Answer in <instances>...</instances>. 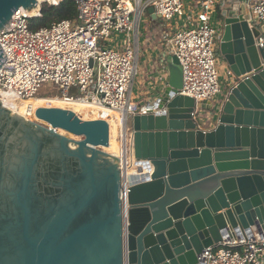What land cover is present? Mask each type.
I'll return each instance as SVG.
<instances>
[{
	"label": "water",
	"instance_id": "water-1",
	"mask_svg": "<svg viewBox=\"0 0 264 264\" xmlns=\"http://www.w3.org/2000/svg\"><path fill=\"white\" fill-rule=\"evenodd\" d=\"M40 2L0 0V32ZM219 16L233 79L223 101L180 94L169 58L164 92L130 117L138 167L125 199L121 159L103 150L106 120L41 107L44 126L0 99V264H201L227 234H264V26L250 24L247 0H227ZM7 60L0 46V68Z\"/></svg>",
	"mask_w": 264,
	"mask_h": 264
},
{
	"label": "built area",
	"instance_id": "built-area-1",
	"mask_svg": "<svg viewBox=\"0 0 264 264\" xmlns=\"http://www.w3.org/2000/svg\"><path fill=\"white\" fill-rule=\"evenodd\" d=\"M62 1L42 0L32 12L21 8L9 24L10 31L0 32V46L8 57L0 68V99L3 103L7 96L28 101L49 84L62 94L50 98L67 104H88L102 115L120 113L127 137L119 157L125 199L129 192L127 176L133 173L129 170L138 167L130 117L151 110L147 104L132 107L131 102L142 17L154 8L167 28L168 51L177 57L183 72L180 94L193 98L196 104L211 101L216 105L223 90L216 69L217 39L223 31L222 21H218L221 27L213 23L217 0H74L78 11L75 19L50 27H32L31 20L41 17L42 4L58 6ZM247 4L250 24L262 28L264 0H247ZM186 6L190 18L185 16ZM256 45L264 49V31ZM73 90L79 95L72 94ZM31 111L32 107L22 115L30 119ZM100 119L110 125L109 120ZM199 261L264 264V234H227L219 245L205 249Z\"/></svg>",
	"mask_w": 264,
	"mask_h": 264
},
{
	"label": "crops",
	"instance_id": "crops-1",
	"mask_svg": "<svg viewBox=\"0 0 264 264\" xmlns=\"http://www.w3.org/2000/svg\"><path fill=\"white\" fill-rule=\"evenodd\" d=\"M226 0H217L216 15L218 8L225 5ZM167 28L158 15L155 17L148 12L142 17L137 39L138 73L135 77L131 91V102L134 105L143 106L149 102L156 101L164 92L170 77L168 60L170 52L167 45ZM230 69L226 87L217 100V107L220 106L228 87L232 83ZM204 111L200 115V124L209 129L215 125L214 121H208L210 114ZM208 115V116H207Z\"/></svg>",
	"mask_w": 264,
	"mask_h": 264
},
{
	"label": "bare ground",
	"instance_id": "bare-ground-1",
	"mask_svg": "<svg viewBox=\"0 0 264 264\" xmlns=\"http://www.w3.org/2000/svg\"><path fill=\"white\" fill-rule=\"evenodd\" d=\"M56 1H59V0H56ZM56 100L41 99V98L36 97L28 101H22L14 97L7 96L4 98V103L8 109H10L12 112L16 114H25L29 112V108L32 107L31 118L34 117L33 119H36L35 113L38 110V108L45 107L49 103L56 104L57 107L59 105V107L65 108V109L70 108L75 113H77V115L80 117L93 116L96 119L105 118L110 121V130H111V145L108 148V150L112 151L114 153L113 155L115 156L116 155H118L119 157L122 156L124 143L127 137H126L124 117L120 113L109 111L105 115H102V113L97 108L88 106V104H84V103L67 104L61 101L60 99H58L57 101ZM53 104L52 106H54ZM108 117H111V118L108 119ZM121 131L123 132L124 135L121 133ZM57 132L60 134L68 135L69 137H72L71 134L65 132L64 130H57ZM119 137H120V140H119ZM129 171L134 173L136 170L130 169Z\"/></svg>",
	"mask_w": 264,
	"mask_h": 264
},
{
	"label": "rangeland",
	"instance_id": "rangeland-1",
	"mask_svg": "<svg viewBox=\"0 0 264 264\" xmlns=\"http://www.w3.org/2000/svg\"><path fill=\"white\" fill-rule=\"evenodd\" d=\"M130 1H132V3H133V1L134 0H130ZM227 1V0H226ZM221 8L222 7H220V8H218V13H220V10H221ZM185 16H186V18H190L191 16H192V14H191V12H190V10H189V8L186 6L185 7ZM162 20V19H161ZM218 21H222V18L219 16V14L214 18V20H213V23L216 25V26H220V23L218 22ZM221 27V26H220ZM220 37L221 36H219L218 37V39H217V45H219V41H220ZM218 50H217V60H216V69H217V72H218V74H219V80H220V83L222 84V88H225L226 87V80H227V78H228V65H227V62L225 61V59L221 56V54L219 53V48H217ZM172 57H174V54H172V53H170V57L169 58H172ZM72 94H74L75 96H78L79 95V93H78V91L77 90H73L72 91ZM56 96H62V94H61V92H59L58 91V88H56V87H54L53 85H49V84H47V85H45L43 88H42V90H41V92H40V94H39V96H38V98L39 97H43V98H41V99H52V100H56V98H50V97H56ZM58 100V99H57ZM56 100V101H57ZM215 103H217V101H215ZM52 104L53 103H49V104H47V106H45V107H51L52 106ZM54 106H52V107H56V108H61V107H59V105H58V107H57V105L56 104H53ZM63 109H65V108H63ZM66 109H70V108H66ZM77 114V113H76ZM80 117V116H79ZM34 118V117H33ZM33 118H31L30 117V119H32V120H37V119H33ZM82 119H84V120H96V118H94L93 116H90V117H81ZM94 118V119H93ZM97 119H100V118H97ZM40 124H43L44 126H48V124H46L45 122H40L39 120H37ZM129 127H131V125H129ZM121 133L123 134V132L121 131ZM121 135V134H120ZM124 135V134H123ZM128 135H130V133H128ZM68 136V135H67ZM71 138H73V139H75V140H81V137H75V136H72ZM78 138H80V139H78ZM119 140H120V137H119ZM103 150L105 151V152H107V153H109V154H114L112 151H109L108 150V148H103ZM116 156H118V155H116ZM119 157V156H118Z\"/></svg>",
	"mask_w": 264,
	"mask_h": 264
},
{
	"label": "trees",
	"instance_id": "trees-1",
	"mask_svg": "<svg viewBox=\"0 0 264 264\" xmlns=\"http://www.w3.org/2000/svg\"><path fill=\"white\" fill-rule=\"evenodd\" d=\"M41 12V17L31 20V25L34 29L50 27L54 23L62 20H73L78 15L76 2L74 0H64L58 6L44 3L42 4Z\"/></svg>",
	"mask_w": 264,
	"mask_h": 264
}]
</instances>
